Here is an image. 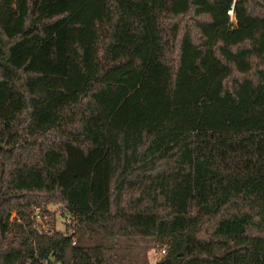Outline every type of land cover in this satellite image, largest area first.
I'll list each match as a JSON object with an SVG mask.
<instances>
[{
	"label": "trees",
	"instance_id": "trees-1",
	"mask_svg": "<svg viewBox=\"0 0 264 264\" xmlns=\"http://www.w3.org/2000/svg\"><path fill=\"white\" fill-rule=\"evenodd\" d=\"M86 233L264 264V0H0V264L122 263Z\"/></svg>",
	"mask_w": 264,
	"mask_h": 264
},
{
	"label": "rangeland",
	"instance_id": "rangeland-1",
	"mask_svg": "<svg viewBox=\"0 0 264 264\" xmlns=\"http://www.w3.org/2000/svg\"><path fill=\"white\" fill-rule=\"evenodd\" d=\"M112 80L123 82L131 89H135L137 86V77L130 71L118 73L112 77ZM38 214L41 216L40 220L37 218ZM15 224L30 226L36 233L41 235H52L62 231L66 235L80 236V232L77 229V221L70 214L66 213L61 204L34 205L31 207L30 214L26 220L21 219L18 216L17 210L13 209L8 222V227L11 231H13L12 229ZM35 225L40 230H36L34 228ZM75 230L76 232L74 233ZM83 238L84 243L87 245L102 243L106 246H116L122 261L121 264H158L165 255L161 251L167 248L166 245L153 240L119 239L117 242H113L101 235L89 233H86ZM74 241L76 243L78 240L74 239Z\"/></svg>",
	"mask_w": 264,
	"mask_h": 264
},
{
	"label": "built area",
	"instance_id": "built-area-1",
	"mask_svg": "<svg viewBox=\"0 0 264 264\" xmlns=\"http://www.w3.org/2000/svg\"><path fill=\"white\" fill-rule=\"evenodd\" d=\"M230 15H231V17H232V19H233V18H234L233 11L230 12ZM37 218H38V220H40V219H41V216L38 214V215H37ZM34 228H35L36 230H40V228L37 227V225H35ZM75 232H76V231H74V233H75ZM74 244H75V242H74ZM161 253H162V254H165V253H166L165 249H163V250L161 251Z\"/></svg>",
	"mask_w": 264,
	"mask_h": 264
}]
</instances>
